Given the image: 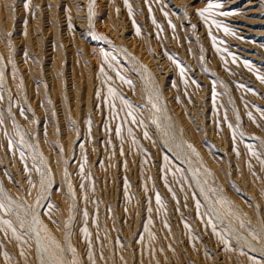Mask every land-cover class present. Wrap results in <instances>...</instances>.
<instances>
[{"label": "rangeland", "instance_id": "rangeland-1", "mask_svg": "<svg viewBox=\"0 0 264 264\" xmlns=\"http://www.w3.org/2000/svg\"><path fill=\"white\" fill-rule=\"evenodd\" d=\"M88 3L0 0V264H264V0Z\"/></svg>", "mask_w": 264, "mask_h": 264}, {"label": "bare ground", "instance_id": "bare-ground-1", "mask_svg": "<svg viewBox=\"0 0 264 264\" xmlns=\"http://www.w3.org/2000/svg\"><path fill=\"white\" fill-rule=\"evenodd\" d=\"M94 4H95V0H89L88 6H87V10H86V15H87L88 23H89V27L91 28V30H93V18H94L93 6H94ZM85 25H86V23H85ZM94 33H93V35H94ZM90 36H91V34H90ZM183 168L187 171V174H188L189 178L192 179L193 182H195V183H197L199 185L200 190H201V193H203L205 195V197L207 198V200H211L210 197H209V195H208V193L206 192V190H205L202 182H200V180H198V178L192 172V170L188 166H183ZM212 215L214 217L220 219V217L218 215V211H217L216 208H213ZM37 221H38V219H37ZM21 225H22V229L24 230V234L26 236H28L30 239L34 240V242H35V244L37 246V260H38V264H41L42 263L43 257L49 259V257L46 255V253L42 249V246H41V243H40V240H39V234H38L36 228H33V230L30 232V231H27L26 226L23 223H21ZM231 230L234 231V228L231 229ZM241 239L244 240L250 246H252L251 242L246 237L241 236Z\"/></svg>", "mask_w": 264, "mask_h": 264}, {"label": "snow or ice", "instance_id": "snow-or-ice-1", "mask_svg": "<svg viewBox=\"0 0 264 264\" xmlns=\"http://www.w3.org/2000/svg\"><path fill=\"white\" fill-rule=\"evenodd\" d=\"M200 15H203V12H201Z\"/></svg>", "mask_w": 264, "mask_h": 264}]
</instances>
